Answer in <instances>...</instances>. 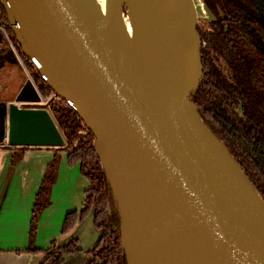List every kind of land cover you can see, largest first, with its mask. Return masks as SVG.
<instances>
[{
    "label": "water",
    "instance_id": "1",
    "mask_svg": "<svg viewBox=\"0 0 264 264\" xmlns=\"http://www.w3.org/2000/svg\"><path fill=\"white\" fill-rule=\"evenodd\" d=\"M180 2L187 51L169 121L105 45L93 25L100 18L93 7L0 0L23 54L95 137L121 216L126 264H264L263 202L203 123L242 189L217 172L196 133L199 116L189 96L202 80L198 16L192 0ZM125 7H119L123 18ZM42 100L28 79L13 102H0V145L64 146L49 113L38 107Z\"/></svg>",
    "mask_w": 264,
    "mask_h": 264
},
{
    "label": "trees",
    "instance_id": "2",
    "mask_svg": "<svg viewBox=\"0 0 264 264\" xmlns=\"http://www.w3.org/2000/svg\"><path fill=\"white\" fill-rule=\"evenodd\" d=\"M202 2L215 20L197 27L202 80L189 99L202 123L224 147L264 204V15L258 13L252 0ZM0 25L8 26V37L40 96L49 100L42 108L47 110L64 140L63 147L53 150L66 152L68 165H78L88 183L81 209L65 215L61 235L90 217L99 237L89 251L91 259L86 264H126L121 246V216L110 181L94 150V135L76 112L54 95L23 54L1 4ZM16 148L7 146V149ZM54 166L55 163L50 166L51 173L45 175L35 196L25 249L32 255L44 254L40 264H63L64 256L81 252L75 238L63 246L52 241L43 251L34 246L38 217L44 207L38 200L43 194L48 196Z\"/></svg>",
    "mask_w": 264,
    "mask_h": 264
},
{
    "label": "bare ground",
    "instance_id": "3",
    "mask_svg": "<svg viewBox=\"0 0 264 264\" xmlns=\"http://www.w3.org/2000/svg\"><path fill=\"white\" fill-rule=\"evenodd\" d=\"M71 6H92L99 15L95 30L157 110L171 121L176 78L186 56L187 14L180 0H66ZM127 8L132 31L119 13ZM194 125L213 167L242 189L240 176L199 118ZM124 243L126 238L124 237Z\"/></svg>",
    "mask_w": 264,
    "mask_h": 264
},
{
    "label": "crops",
    "instance_id": "4",
    "mask_svg": "<svg viewBox=\"0 0 264 264\" xmlns=\"http://www.w3.org/2000/svg\"><path fill=\"white\" fill-rule=\"evenodd\" d=\"M1 129V125H0ZM0 145V264H40L43 255L25 252L28 246L35 196L50 164L55 163L48 205L38 217L34 246L46 250L52 241L58 246L75 238L81 251L92 248L98 234L91 218L61 235L65 215L81 209L86 179L78 165L70 167L67 153L53 148L7 149ZM89 256H67L63 264H86Z\"/></svg>",
    "mask_w": 264,
    "mask_h": 264
},
{
    "label": "rangeland",
    "instance_id": "5",
    "mask_svg": "<svg viewBox=\"0 0 264 264\" xmlns=\"http://www.w3.org/2000/svg\"><path fill=\"white\" fill-rule=\"evenodd\" d=\"M192 1H193L194 6H195V10H196L197 16H198V26L205 25L211 17L209 16L207 11L205 10V7L202 4L201 0H192ZM91 8H92V6H87V7H84L83 9L89 10ZM123 9H124L123 10L124 18H123V16H122V18H123L125 24L128 25L129 30L132 31L130 20L126 16V7ZM15 51L17 54L18 51L16 50V48H15ZM17 56H18V58H17L16 62L8 63V64L5 63L2 67H0V102H6V103L13 102L15 100L17 94L21 90L22 86L26 82V80L30 79L33 82V79H32V77H30L29 71L26 68V65L23 64V62L19 58L18 54H17ZM33 84H34V82H33ZM34 86H35V84H34ZM52 97L53 96H51L50 98L52 99ZM41 98L43 99L42 103H41L42 106H38V107H43L45 105V103H47L49 101L46 98H43V97H41ZM1 118L2 117L0 115V123H1ZM6 129H7V127H6ZM51 165L52 164H50V166ZM50 166L46 172V175L51 173L50 172V170H51ZM47 202H48L47 196L45 194H43L41 196V198H39V200H38V204L44 206L43 209H45L47 207ZM80 223H82V222H80ZM91 231H92V233L95 232V230H93V229ZM90 249L86 250V251H81L80 254H84V255L88 256Z\"/></svg>",
    "mask_w": 264,
    "mask_h": 264
},
{
    "label": "built area",
    "instance_id": "6",
    "mask_svg": "<svg viewBox=\"0 0 264 264\" xmlns=\"http://www.w3.org/2000/svg\"><path fill=\"white\" fill-rule=\"evenodd\" d=\"M6 25H0V67L17 61L15 48L7 34Z\"/></svg>",
    "mask_w": 264,
    "mask_h": 264
},
{
    "label": "flooded vegetation",
    "instance_id": "7",
    "mask_svg": "<svg viewBox=\"0 0 264 264\" xmlns=\"http://www.w3.org/2000/svg\"><path fill=\"white\" fill-rule=\"evenodd\" d=\"M252 1H253L254 5L256 6V9H257L258 13L261 14V15H264V0H252ZM201 2H202V0H201ZM202 4H203V2H202ZM203 5H204V4H203ZM204 7H205V6H204ZM205 10L207 11V13L209 14V16L211 17V18L208 20V22H210V21H212V20H215L214 17L208 12V10L206 9V7H205ZM77 224H78V223H77ZM97 234H98V233H97ZM98 237H99V235H98ZM68 241H69V240H68ZM97 241H98V239H97ZM97 241H96V243H97ZM66 243H67V242H66ZM66 243H65V244H66ZM96 243H95V244H96ZM65 244H63V245H65ZM56 245H57V244H56ZM63 245H61V246H63ZM57 246H58V245H57ZM94 246H95V245H94ZM94 246H93V247H94ZM49 247H50V246H49ZM49 247H48V248H49ZM93 247H92V248H93ZM48 248H47V249H48ZM92 248H91V249H92ZM91 249H90V250H91ZM79 254H80V253H79ZM79 254H75V255H79ZM42 255H43V259H44V258H45V255H44V254H42ZM68 256H73V255H68ZM88 256H89V260H90V259H91V254L89 253ZM65 257H67V256H64V259H65ZM89 260H88V261H89ZM42 261H43V260H42ZM63 263H64V262H63Z\"/></svg>",
    "mask_w": 264,
    "mask_h": 264
}]
</instances>
